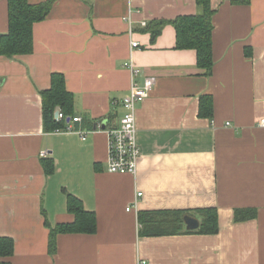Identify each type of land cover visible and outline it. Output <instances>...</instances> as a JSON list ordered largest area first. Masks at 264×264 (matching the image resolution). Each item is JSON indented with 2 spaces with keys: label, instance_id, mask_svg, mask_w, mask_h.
<instances>
[{
  "label": "crops",
  "instance_id": "obj_1",
  "mask_svg": "<svg viewBox=\"0 0 264 264\" xmlns=\"http://www.w3.org/2000/svg\"><path fill=\"white\" fill-rule=\"evenodd\" d=\"M210 7V75L193 49L175 47L172 24L153 42L141 24L197 14L196 0H54L32 26V51L0 55V237L14 244L3 259L264 264V0H210ZM7 12L8 0H0V35ZM127 60L140 70L133 78ZM54 72L72 94L81 118L72 125L86 131L83 139L44 126L40 92ZM146 76L156 83L136 106L137 171L112 174L105 127L118 125L131 81ZM202 95L212 99L211 117L200 114ZM72 195L95 213L96 230L59 232L51 253L50 228L74 220ZM206 207L217 210V233L139 234L138 211ZM245 208L256 215L235 221V209Z\"/></svg>",
  "mask_w": 264,
  "mask_h": 264
},
{
  "label": "trees",
  "instance_id": "obj_2",
  "mask_svg": "<svg viewBox=\"0 0 264 264\" xmlns=\"http://www.w3.org/2000/svg\"><path fill=\"white\" fill-rule=\"evenodd\" d=\"M237 2L239 0H232ZM54 0H47L38 4H31L28 0H8V31L0 35V55L11 58L15 55H25L33 49V24L44 19L48 15ZM199 12L197 14H182L173 19L148 22L145 31L151 35L152 42L161 32L166 24H172L175 29V47L177 49H193L196 52L197 67L204 69L206 75H210L213 64L212 52V14L214 9L210 7V0H196ZM50 88L42 90V114L44 126L47 130H55L56 127H63L64 120H57L55 109L59 107L65 116L72 117L73 99L70 91L67 90L62 73L54 72L51 76ZM212 99L209 95L200 97V114L212 116ZM66 121V119H65ZM68 211L75 215L70 223H61L51 227L48 238L49 251L56 249L55 238L59 232L92 233L95 228V213L85 210L80 199L72 195L68 197ZM144 210L138 211L139 234L141 236L174 235L179 233H217L218 213L213 207H206L194 210ZM193 216L199 220V227L187 229L184 226V217ZM256 215L255 209H235V221H244ZM13 241L10 237H0V264H10L3 259L12 254Z\"/></svg>",
  "mask_w": 264,
  "mask_h": 264
},
{
  "label": "built area",
  "instance_id": "obj_3",
  "mask_svg": "<svg viewBox=\"0 0 264 264\" xmlns=\"http://www.w3.org/2000/svg\"><path fill=\"white\" fill-rule=\"evenodd\" d=\"M145 25L146 23L143 21L141 23ZM139 46V42L137 40H131L130 47L136 48ZM124 67L130 69L132 78L140 73L139 68H137L132 60H127L124 63ZM156 77L154 76H146L141 84L136 83L135 81H131V86L127 95L122 97L121 106L123 108V114L119 119V123L113 127H105L108 148H107V166L106 170L108 172L115 174H135L137 169V162L140 157L139 155V145L136 140L137 126H136V106L138 103L143 101L146 96L149 95L150 91L153 89L155 85ZM55 117L57 120H64L63 127H56L54 132H72L76 131L80 139L85 137L86 131L76 130L72 122H79L81 118L79 116L66 117L64 113L60 109L55 110ZM66 119V121H65ZM264 121L262 120L261 123ZM264 124V123H263ZM45 152L43 151V154ZM141 193H137V197L140 196ZM137 201L135 200L134 204H131L126 208V210H130L131 207H135ZM141 263H144L141 262Z\"/></svg>",
  "mask_w": 264,
  "mask_h": 264
},
{
  "label": "water",
  "instance_id": "obj_4",
  "mask_svg": "<svg viewBox=\"0 0 264 264\" xmlns=\"http://www.w3.org/2000/svg\"><path fill=\"white\" fill-rule=\"evenodd\" d=\"M55 115H57L56 112ZM104 124L105 121L102 123V126H104ZM184 224L186 225L187 229H195L199 227L198 219L190 215L184 217Z\"/></svg>",
  "mask_w": 264,
  "mask_h": 264
}]
</instances>
